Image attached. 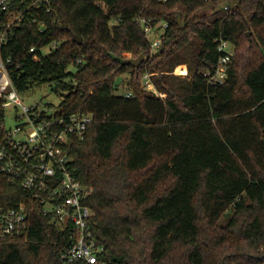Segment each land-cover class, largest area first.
Instances as JSON below:
<instances>
[{
  "label": "trees",
  "instance_id": "16d2710c",
  "mask_svg": "<svg viewBox=\"0 0 264 264\" xmlns=\"http://www.w3.org/2000/svg\"><path fill=\"white\" fill-rule=\"evenodd\" d=\"M246 2L53 0L41 31L25 22L4 47L18 93L47 84L62 114L92 116L69 145L70 170L107 264H264V0L250 14ZM139 20L163 37L155 52ZM218 38L234 55L211 84ZM140 55L138 67L122 64ZM68 242L36 207L22 236L0 240V264H59Z\"/></svg>",
  "mask_w": 264,
  "mask_h": 264
},
{
  "label": "built area",
  "instance_id": "2783aa9c",
  "mask_svg": "<svg viewBox=\"0 0 264 264\" xmlns=\"http://www.w3.org/2000/svg\"><path fill=\"white\" fill-rule=\"evenodd\" d=\"M52 1L0 0V240L22 236L37 207L68 238L58 256L59 264H107L102 258L104 246L92 233L93 211L85 203L88 190L70 170L69 145L73 139H83L92 116L64 115L39 101L24 103L9 75L7 67L11 60L3 54L4 47L25 22L43 29L44 23H38L36 17L51 12ZM220 8L226 12L231 7ZM139 22L150 39L151 51L155 52L163 37L151 39L154 28L143 20ZM161 28H166V24H161ZM216 43L219 58L215 70L204 74L211 84L224 82L234 55L230 42L218 38ZM59 45L52 42L41 47L39 53L46 46L52 52ZM29 52L35 53L36 48ZM181 74L186 75V71ZM150 76L145 74L141 84L157 94ZM7 119L15 121L14 125L7 126Z\"/></svg>",
  "mask_w": 264,
  "mask_h": 264
},
{
  "label": "rangeland",
  "instance_id": "374dc122",
  "mask_svg": "<svg viewBox=\"0 0 264 264\" xmlns=\"http://www.w3.org/2000/svg\"><path fill=\"white\" fill-rule=\"evenodd\" d=\"M256 6V0H247L245 8L246 12L248 14L252 13ZM206 13H210L209 15L213 17L212 12L209 9L205 10ZM217 15V14H216ZM51 51L50 46H46L41 49V54L43 56L48 55ZM70 70H74L71 68ZM186 71V75L188 73V67L186 65H181L175 68L174 74L179 77H184L186 75H182ZM128 81L129 76L123 75L116 79V83L119 84L118 89L116 90L115 94L121 95L127 91L128 88ZM21 99L24 103H34V102H41L43 105H49L52 110H57L59 108V104L61 102V97L59 95L54 94L51 91V88L47 84H43L37 87H34L24 93L20 94ZM7 126H13L15 121H12V119H7ZM231 215L230 212L223 215L220 220L218 221L217 225L220 227H223L226 225L227 220L229 219V216Z\"/></svg>",
  "mask_w": 264,
  "mask_h": 264
},
{
  "label": "water",
  "instance_id": "95a60500",
  "mask_svg": "<svg viewBox=\"0 0 264 264\" xmlns=\"http://www.w3.org/2000/svg\"><path fill=\"white\" fill-rule=\"evenodd\" d=\"M176 20H177L178 25H180L181 24L180 14H177ZM71 40L74 43H77L78 45L81 44V39L76 37L75 35L71 36ZM143 59H144V57L142 55H140L136 59H126V60L122 61V64L123 65H129V66H131L133 68H136L142 63Z\"/></svg>",
  "mask_w": 264,
  "mask_h": 264
}]
</instances>
